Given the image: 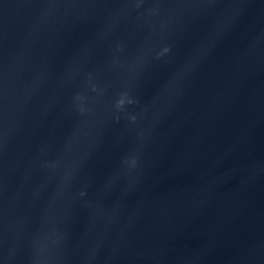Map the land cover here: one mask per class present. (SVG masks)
Instances as JSON below:
<instances>
[{
	"label": "water",
	"instance_id": "obj_1",
	"mask_svg": "<svg viewBox=\"0 0 264 264\" xmlns=\"http://www.w3.org/2000/svg\"><path fill=\"white\" fill-rule=\"evenodd\" d=\"M0 264H264V0H0Z\"/></svg>",
	"mask_w": 264,
	"mask_h": 264
}]
</instances>
